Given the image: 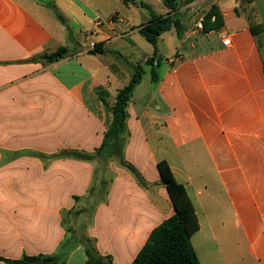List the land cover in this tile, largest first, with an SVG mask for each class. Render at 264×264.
I'll list each match as a JSON object with an SVG mask.
<instances>
[{
    "label": "crops",
    "instance_id": "obj_1",
    "mask_svg": "<svg viewBox=\"0 0 264 264\" xmlns=\"http://www.w3.org/2000/svg\"><path fill=\"white\" fill-rule=\"evenodd\" d=\"M142 4L169 14L164 0H0V264L63 246L65 264H86L85 238L132 264L175 213L164 161L198 216L201 264H264V31L250 27H264V0L181 4L178 29L159 38L156 81ZM213 6L223 26L198 29ZM62 47L61 60L43 59ZM138 64L123 153L143 183L116 159L77 157L103 144Z\"/></svg>",
    "mask_w": 264,
    "mask_h": 264
},
{
    "label": "trees",
    "instance_id": "obj_2",
    "mask_svg": "<svg viewBox=\"0 0 264 264\" xmlns=\"http://www.w3.org/2000/svg\"><path fill=\"white\" fill-rule=\"evenodd\" d=\"M193 0H164L169 9L167 16L157 15L150 6L142 4L150 14L149 22L140 28L141 35L154 47V54L148 58L146 65L152 69V79H158L155 66L159 64L158 54L159 38L166 32L178 29L180 21L177 18L178 9L181 4L190 3ZM242 4H249L252 0H241ZM205 31L219 29L223 26V17L216 6L206 14L204 20ZM254 35L260 36L264 31L261 23H250ZM92 54H104L100 46L90 50ZM67 49L62 47L57 52L45 54L43 59L47 62H56L65 57ZM157 61V63H156ZM144 69L138 64L128 84L119 90L116 104L109 107L114 119L108 128L103 144L96 150L94 155L79 154L78 158L107 163L110 159H116L119 164L129 170L140 183L143 179L133 165L124 159L123 149L129 135L127 120L129 117L128 107L136 86L141 82ZM62 156V155H61ZM162 183L166 186L168 194L173 202L175 213L155 228L148 241L141 249L132 264H201L197 253L191 243V238L199 230V220L194 205L183 184L179 183L167 164L161 162L158 165ZM105 187V185H103ZM103 187V188H104ZM93 189H91V192ZM84 248L87 255L86 264H113L109 258L101 256L94 241L90 238L84 239ZM64 247V246H63ZM61 251L53 256L36 255L24 256L19 260H6L17 264H65V252ZM0 259H2L0 257ZM4 260V259H3Z\"/></svg>",
    "mask_w": 264,
    "mask_h": 264
},
{
    "label": "built area",
    "instance_id": "obj_3",
    "mask_svg": "<svg viewBox=\"0 0 264 264\" xmlns=\"http://www.w3.org/2000/svg\"><path fill=\"white\" fill-rule=\"evenodd\" d=\"M197 28L200 29V30H204V27H203V22L200 21L197 25ZM93 33H89L88 31H81V36L85 39H88ZM224 45L226 46H229L231 44V40L229 37H227L225 40H224ZM95 46H93L91 49H93Z\"/></svg>",
    "mask_w": 264,
    "mask_h": 264
},
{
    "label": "rangeland",
    "instance_id": "obj_4",
    "mask_svg": "<svg viewBox=\"0 0 264 264\" xmlns=\"http://www.w3.org/2000/svg\"><path fill=\"white\" fill-rule=\"evenodd\" d=\"M166 38V44H168L169 45V36L167 35V36H165ZM248 264H256L255 262H254V260L251 258V257H249V261H248Z\"/></svg>",
    "mask_w": 264,
    "mask_h": 264
}]
</instances>
